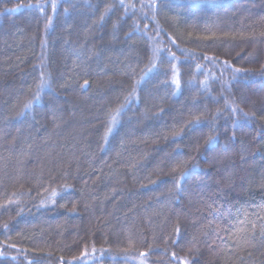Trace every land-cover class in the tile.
Masks as SVG:
<instances>
[{"label": "trees", "instance_id": "obj_1", "mask_svg": "<svg viewBox=\"0 0 264 264\" xmlns=\"http://www.w3.org/2000/svg\"><path fill=\"white\" fill-rule=\"evenodd\" d=\"M0 264H264V0H0Z\"/></svg>", "mask_w": 264, "mask_h": 264}, {"label": "snow or ice", "instance_id": "obj_2", "mask_svg": "<svg viewBox=\"0 0 264 264\" xmlns=\"http://www.w3.org/2000/svg\"><path fill=\"white\" fill-rule=\"evenodd\" d=\"M161 51H163V50H162V49H160V50H154V55H156L158 52H161ZM169 55H171L173 59L175 58L174 54L169 53ZM173 71H175V68H173ZM177 83H178V81H177ZM27 106H28V105H25V107H27ZM209 142H211V138H209ZM239 231L242 232V231H244V229L241 228Z\"/></svg>", "mask_w": 264, "mask_h": 264}]
</instances>
